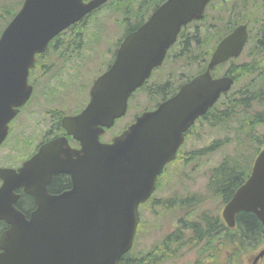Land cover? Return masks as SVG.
Returning a JSON list of instances; mask_svg holds the SVG:
<instances>
[{
    "label": "water",
    "instance_id": "water-1",
    "mask_svg": "<svg viewBox=\"0 0 264 264\" xmlns=\"http://www.w3.org/2000/svg\"><path fill=\"white\" fill-rule=\"evenodd\" d=\"M106 0H23L0 33V142L17 107L31 93L27 83L35 54L61 30ZM209 0H166L120 43L111 66L96 78L90 100L75 116L62 119L67 134L54 138L17 172L0 169V219L9 227L0 233V264H118L131 247L136 207L152 193L156 176L174 158L184 131L233 82L212 79L210 69L240 54L246 26L237 25L216 45L206 69L183 84L154 110L142 112L109 143L104 128L125 114L127 99L161 63L180 27L199 19ZM67 173L71 187L49 194L47 184ZM22 185L36 205L25 219L7 202V194ZM238 212H251L264 224V147L256 155L249 177L234 192L221 215L229 227ZM264 254V248L255 256Z\"/></svg>",
    "mask_w": 264,
    "mask_h": 264
},
{
    "label": "rangeland",
    "instance_id": "rangeland-1",
    "mask_svg": "<svg viewBox=\"0 0 264 264\" xmlns=\"http://www.w3.org/2000/svg\"><path fill=\"white\" fill-rule=\"evenodd\" d=\"M12 1L14 0H0V7L5 3L11 4ZM226 1L227 6L231 7L236 0ZM262 2H264V0H241V5L244 8L245 15ZM239 11L240 9L238 12ZM213 14H215V12H212L211 7H209L205 11L204 16V24L206 25L204 27L200 26V28L203 31L207 30L209 33L210 19L214 17L215 19H213V21L216 26L214 32L218 34L220 32L219 29L225 26V22H222L221 19H218L217 16H214ZM95 17L102 18L94 26L90 25L84 28V30L88 29V31L83 33V46L81 47L78 57H72L68 52L67 47L63 46V38L68 39V34H64L63 38L60 37L58 40V44L63 46L62 49H60L61 57L58 58L60 62L57 71L60 73L59 78L58 74L53 77H55V80H63L66 76L63 73L67 72L66 74L70 76L71 80L74 75H71L70 71L75 70L78 72L79 80H76L78 76L77 74L75 81L76 86L79 85L81 88L80 94L76 95V97L81 99L79 107L84 103L85 99L88 98V90L94 78L109 64V62L106 61L110 59V55L106 52V48H110L115 51L120 38L126 30L124 28L118 29L116 27L108 30L111 26V23H109L103 32L104 35L102 34L103 37L101 36V40L97 44L95 32L96 26L100 22H108L111 19V12L108 15L100 13L92 18ZM254 21L256 22L254 23L252 29H250L251 37L249 44L234 64L253 61V58L256 57L264 59V9L255 15ZM2 25L4 24L2 19H0V27ZM92 32L95 33L94 37L92 36ZM256 39L260 40L261 43H259V45L255 44ZM93 53L94 55L90 57ZM71 64H74L76 67L72 69L70 67ZM78 66H80V68L77 69ZM168 67V64L164 65V67L160 70L162 76L158 79L155 77L153 82L163 80V75ZM226 67L227 65L220 68L218 73H221ZM51 75H53V73L47 74V76ZM249 79V76L241 77L237 81L234 90L241 89ZM42 80L45 81V77ZM33 97H35V94L32 98ZM128 103V113L116 120L114 127L111 129L112 131L118 132L127 122L131 121L135 115L136 107L140 108L139 105L142 106L145 103L149 104L150 102L147 101L144 92L143 94L141 92L135 95L134 101L129 99ZM39 105V108H41L44 112L48 108L53 107L49 104L48 100L40 102ZM71 108L72 105H70L69 109ZM29 109L32 108L29 107ZM57 109L61 110L62 108L58 107ZM236 125L237 123H233V126L226 129L221 127L213 128V141L221 139L225 143L224 146L222 145L214 151L204 153V148L201 146L205 147V144L197 146V144L192 142H188L184 145V147H182V152L178 155L177 160L166 168L164 174L160 177L159 186L153 196L155 197V201L173 198L175 201H181L180 207L183 209L177 207L167 209L160 207L159 205H154L153 202L139 207L137 212L139 215L140 228L135 243L128 253L130 257H139L140 255L152 251V249L154 250L156 247L161 245V242L164 240L166 235L173 233L174 231L180 235L181 241L187 240L190 236L188 224L192 220H199L202 214H220V210L223 206V204H221L220 197L208 187V179L211 169L215 167L222 158L233 153L243 158H251L259 141L256 140L251 143L248 139L238 135L234 130V126ZM30 128L35 132L40 131L41 126L35 123L32 124ZM198 129L203 130L200 127ZM198 129L197 133L199 134ZM256 132L260 135V140L264 142V125L257 126ZM177 246V244L170 246L168 252H175L173 254L170 253L169 258H166L157 264H212L214 262H208V258H206L208 251H203L201 254H198L197 251L200 248L199 245L185 243L181 244L179 247ZM251 254H253V251L243 255L240 261L241 264H251L253 257ZM222 259L224 260L223 256Z\"/></svg>",
    "mask_w": 264,
    "mask_h": 264
},
{
    "label": "flooded vegetation",
    "instance_id": "flooded-vegetation-1",
    "mask_svg": "<svg viewBox=\"0 0 264 264\" xmlns=\"http://www.w3.org/2000/svg\"><path fill=\"white\" fill-rule=\"evenodd\" d=\"M143 1L145 6L141 8L142 12H138L141 18L148 16L165 0H142V2ZM133 5H135L134 0H117L115 5H110V7L105 9L102 13L108 15L111 12V18L115 20L119 17L124 20H130L133 19L135 11L139 8L134 7ZM209 7H211L212 12H215V14H213L214 16H217L218 19L225 22V26L219 29L220 32L218 34L215 33L214 29L216 26L213 21L215 18L212 17L210 19L209 33L207 30L203 31L200 28V26L204 27L206 25L204 24V18L199 21H190L181 27V32L178 36L173 53L170 57L165 59L161 66L153 70V74L145 80L144 85L141 88L142 94L144 92L147 101H149L150 98L152 100L151 104L147 106L148 109L152 105L154 106L156 102L173 96L183 83L188 82L205 69L215 48V36L226 35L235 26L240 24H244L248 29V20H250L252 16L251 12H253V10L245 15L241 0H236L231 7L227 6L226 0H211L207 9ZM239 9L240 11L238 12ZM130 25V28H132L133 23H130ZM71 39L72 36L69 33L67 39L68 43L63 46L67 47L70 55L76 58L79 56L83 42L71 43ZM259 43L260 40L256 39L255 44L259 45ZM63 46L59 45L57 40L56 42L50 43L42 54L36 56L35 64L33 68L30 69L28 76L29 83L32 85V94L8 123L7 135L0 144V168L16 169L20 167L26 159L37 151L42 143L53 137L65 136L73 147H78V143H75V141L67 136L62 129L61 118L71 111L69 109L70 105L74 108L77 107L74 110L79 112L84 107L86 101H84L79 107L81 99L76 97V95L80 94L81 88L79 85L76 86L75 77L78 74L77 71H70V74L74 75L71 80L70 76L66 74L67 72L63 73L66 75L63 80H55V77H53L58 74L59 78L60 72L57 71V68L59 67L60 60L58 58L61 57L60 49H62ZM106 50V52H110L109 48H106ZM236 60L237 59H228L211 69L212 77L225 75L233 79L229 91L225 93V98H227L229 94L238 91L234 90V88L240 78L236 80L235 76L232 74L235 70H239V67L245 62L234 64ZM167 64L169 67L163 75L164 79L153 82L155 77L158 79L162 76L160 70ZM225 65H227L225 70L218 73V70ZM70 67L73 69L76 66L71 64ZM78 68H80V66H78L77 69ZM50 73H53V75L47 76V74ZM44 77L45 81L42 80ZM76 80H79V76H77ZM34 94L35 97L32 98ZM45 100H48L49 104L53 107L48 108L44 112L39 108V104ZM29 107L32 109H29ZM58 107H61L62 109L58 110ZM213 107L206 110L203 115L197 117L192 126L185 131V144L192 142L197 144V146L205 144V147H209L212 145ZM75 111H73V114L76 113ZM35 123L41 126L40 131L34 132L30 128L31 125ZM199 127L203 130H199ZM197 129L199 134L197 133ZM112 136L113 134L110 129H106L104 135L101 136V141L109 142L111 141ZM184 143L183 145H185ZM1 182L0 179V185ZM50 186L51 185L49 184L48 191L53 193ZM14 194H17L15 206H17L19 210L28 217L29 212L34 207L33 198L24 192L23 187L16 188ZM2 227H4V225L0 221V229ZM262 261H264V255L257 262L253 260L251 264H260Z\"/></svg>",
    "mask_w": 264,
    "mask_h": 264
},
{
    "label": "trees",
    "instance_id": "trees-1",
    "mask_svg": "<svg viewBox=\"0 0 264 264\" xmlns=\"http://www.w3.org/2000/svg\"><path fill=\"white\" fill-rule=\"evenodd\" d=\"M22 1L14 0L11 4L5 3L0 7V19H2L4 24L0 27V32L18 10ZM116 1L113 0L110 5H115ZM141 2L142 0H134L135 5L133 6L139 7L135 11V15H133V21L136 24L143 20L140 14H138V12H142L141 8L145 6L144 1ZM87 17L79 23L72 25L57 37L61 36L63 38L62 35L70 33L72 36L71 43H82L83 33L88 31V29L84 30V28L90 25L94 26L98 22L96 18L87 19ZM125 22L130 28V21L123 20L124 25ZM95 32L96 40H98L101 33L100 24L96 26ZM94 35L95 33L92 32L93 37ZM63 42L67 44V38H63ZM96 42L99 43L98 41ZM263 63L264 59L256 57L253 58V61L242 64L239 70H235L232 75L235 76L236 80L243 76H249L250 79L241 89L229 94L223 102H220L212 109V126L214 128L221 127L226 129L233 126V123H237L234 126V130L238 135L248 139L251 143L259 140L251 158H243L233 153L222 158L211 169L208 187L215 193L220 194L224 202L230 199L234 190L248 176L253 155L258 152L260 146L263 144L262 140H260V135L256 132L257 126L264 125ZM222 145H225V143L221 139H217L213 141L212 145L205 147L203 150L214 151ZM50 185L51 191L55 193L60 192L68 187L69 178L65 174H57L53 177ZM166 201H169V199H166ZM206 215L203 214L199 221L190 223L189 229L191 233L187 240L181 241L178 233H171L165 236L161 242L162 249H159L158 246L154 250L152 249L149 254L146 253L147 255L144 254L140 258L130 257L128 254H124L120 258L119 264H155L169 258L170 253L173 254L175 252H168L170 246L177 244V247H179L185 243L199 245L198 254H201L203 251H208V254L211 256L217 254L221 245H229L228 264H241V257L244 254L253 251L264 242V225L252 213L240 212L237 214L235 229L226 228L217 214L212 216Z\"/></svg>",
    "mask_w": 264,
    "mask_h": 264
}]
</instances>
